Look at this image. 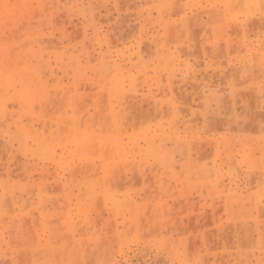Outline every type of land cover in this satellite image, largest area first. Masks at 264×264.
<instances>
[{
  "label": "rangeland",
  "instance_id": "obj_1",
  "mask_svg": "<svg viewBox=\"0 0 264 264\" xmlns=\"http://www.w3.org/2000/svg\"><path fill=\"white\" fill-rule=\"evenodd\" d=\"M0 264H264V0H0Z\"/></svg>",
  "mask_w": 264,
  "mask_h": 264
}]
</instances>
